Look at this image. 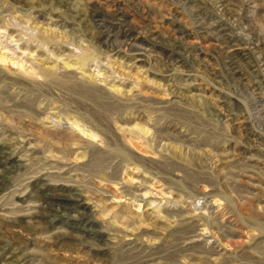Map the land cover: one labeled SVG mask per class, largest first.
I'll list each match as a JSON object with an SVG mask.
<instances>
[{"label":"rangeland","instance_id":"374dc122","mask_svg":"<svg viewBox=\"0 0 264 264\" xmlns=\"http://www.w3.org/2000/svg\"><path fill=\"white\" fill-rule=\"evenodd\" d=\"M2 146L0 264H264V0H0Z\"/></svg>","mask_w":264,"mask_h":264},{"label":"bare ground","instance_id":"6f19581e","mask_svg":"<svg viewBox=\"0 0 264 264\" xmlns=\"http://www.w3.org/2000/svg\"><path fill=\"white\" fill-rule=\"evenodd\" d=\"M38 39L39 40H43V38L41 36L38 35ZM86 56H83L82 58H80V60L83 62L86 60ZM53 74L49 71H44V77L47 79H52L53 78ZM51 82V81H50ZM55 83V82H52ZM73 90V89H72ZM8 150L6 149V147L2 146L0 147V165H3L4 162L7 160V158L9 157V153L7 152ZM5 165V164H4ZM1 168V166H0ZM3 168V167H2ZM38 190H41V186ZM46 192V193H45ZM42 191V192H37L41 198H43L45 201L48 200H55L56 198L58 199V196H56L53 193H50L48 191Z\"/></svg>","mask_w":264,"mask_h":264}]
</instances>
